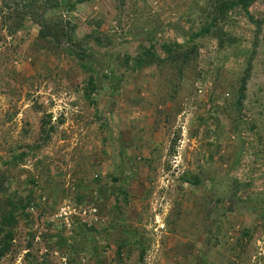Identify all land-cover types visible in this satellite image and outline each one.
I'll list each match as a JSON object with an SVG mask.
<instances>
[{"label":"rangeland","instance_id":"1","mask_svg":"<svg viewBox=\"0 0 264 264\" xmlns=\"http://www.w3.org/2000/svg\"><path fill=\"white\" fill-rule=\"evenodd\" d=\"M59 1L51 14L77 40H100L85 47L90 69L43 48L30 19L14 34L0 24L4 191L42 198L0 264H264V25L240 117L255 35L242 11L220 22L234 45L195 38L197 63L178 79L134 71L139 46L189 43L214 0ZM249 12L264 20V0ZM84 226L97 257L58 250Z\"/></svg>","mask_w":264,"mask_h":264},{"label":"trees","instance_id":"2","mask_svg":"<svg viewBox=\"0 0 264 264\" xmlns=\"http://www.w3.org/2000/svg\"><path fill=\"white\" fill-rule=\"evenodd\" d=\"M23 1L0 0V24L10 34H14L23 29L26 21L30 19L39 29L37 40L44 44L43 48L63 49L69 56H74L75 59L79 60L83 69H90L89 66L84 65H90V63H84V60L87 59L85 47L88 46L87 43L90 39H94L95 36H86L82 40H77L74 35L75 26H72L70 23H64L61 17L51 14L52 11L60 9L61 2L59 0H26L24 4H21ZM86 1L88 0H67L65 3L68 10L72 11L77 4ZM253 3L254 0H214V2H211L209 13L205 15L206 23L201 26V29L195 34L194 38L190 39L189 43L161 44V55L155 45L148 47L139 46V56L134 60L133 70L142 71L156 67L160 73H171L178 79H182L184 74L197 63L199 50L194 44L195 38L209 37L217 41L219 50L228 49L234 45L235 40L233 38L224 44L223 38L225 34L220 22L228 13L238 9L243 12L249 22L255 27L252 56L248 59L245 72L239 81L236 92L237 98L234 104L236 112L241 117L240 113L242 112L243 102L246 98L247 83L250 79L256 49L259 45L261 28L264 25V20L255 19L250 15L249 9ZM95 44H100L98 37H95ZM127 63L126 61V65ZM42 133L44 134V129ZM20 159L21 161L23 160V155L20 156ZM5 184V177L3 174H0V262L12 252L15 229L23 221H26V223L31 222L30 210L37 208L42 199L41 197L39 200H35L28 196L23 198L18 195H7L4 191ZM122 193L125 196V193ZM28 225H26V228L30 227ZM91 230L94 233H91ZM73 233L75 232L73 231ZM79 233H81V236ZM95 233H97L96 228L84 226L83 228H79L73 237L66 240L67 243L64 244V247L60 246V240L57 248L59 251L68 253V255L78 253L79 251H86L97 257L101 248L95 241ZM62 239L65 240V238ZM79 239H83L84 243L80 245ZM131 239L132 237L129 239L126 237L121 238L120 243H127ZM120 243L117 246L118 253L123 248ZM74 260L71 255L67 258L70 264H75ZM97 264L100 263L98 262Z\"/></svg>","mask_w":264,"mask_h":264}]
</instances>
